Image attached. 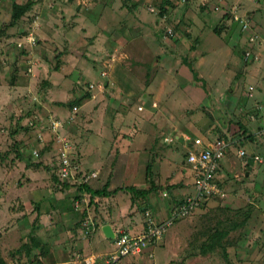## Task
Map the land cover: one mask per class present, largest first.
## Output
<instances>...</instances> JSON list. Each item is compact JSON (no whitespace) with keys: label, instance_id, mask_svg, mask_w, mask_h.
<instances>
[{"label":"crops","instance_id":"1","mask_svg":"<svg viewBox=\"0 0 264 264\" xmlns=\"http://www.w3.org/2000/svg\"><path fill=\"white\" fill-rule=\"evenodd\" d=\"M92 1L82 0L84 5L81 10L88 14L87 23L93 29L90 32H96L92 40L93 44L89 47L95 53L89 56L99 65L100 69L95 64L93 69L96 72L100 70L102 80L96 85L92 83L91 88L87 87V91L85 90L88 93L87 97L82 98L83 92L71 93L76 94L73 98L78 96L83 99L80 103L83 102L85 107L93 100L101 101L105 96H109L116 102H114L115 111L107 112L110 110L109 104L106 106L108 110L104 108L102 115H98L93 122L89 116L94 111H98V105H94L93 110L87 108L83 122L89 127L95 123L94 128H87L92 134V142L89 141V136L84 140L83 137L78 140L73 134L69 137L78 140V146H80L78 167L80 173L82 172L81 175L90 176L89 185L92 188L106 185L107 190L116 189V192L108 196L90 197L87 192H82L76 186L70 185L75 188H61L65 192H54L53 199L51 193L46 194L47 196L41 195L36 205L37 215H9V217L7 215L5 217L7 220H4L6 223L4 222L3 226L0 224V248L4 245L1 251L8 254L14 253L16 247L31 240L28 239L31 236L35 243L30 247L31 255L28 254V256L31 261L33 260V264H86L85 259L91 254H107L114 249L113 239L107 238L102 231L104 225L111 227L114 236L119 231L137 234L143 229V219L139 223V220L134 217L137 213L141 217L153 215L157 220L168 217L178 202L193 194V174L185 160L186 153L200 148L192 144L194 138L200 137L206 142L219 136L216 134L218 129L215 123L221 120V108H227L233 104V108L244 109L243 103L251 102L254 104L255 113H249L248 117L255 120V114L258 112V118L260 112L261 120L264 122V75L259 76L262 68L259 67L258 61H261V58L256 54L264 46V0L233 1L232 5H239L238 14L242 12L239 16L249 22L248 29H242L238 22L237 39L232 38L231 35L222 34L225 27L221 28L219 34L213 31L216 26L214 24L223 13L213 9L216 6L220 9L224 7L223 11L227 12L229 6L226 0H210V4L205 9L201 6L196 7L199 6V0H188V5L182 9H179L180 4L177 2L174 5L170 0L163 1L167 11L160 15L166 14L175 22L173 33L170 35L164 33L162 37L160 31L155 29L162 28L167 20L163 22L159 16L160 19L154 22L152 28L158 38L162 39L163 46L159 45L157 38L155 41L143 31L140 22H134L138 27L133 28L130 25L133 21V18L132 21L130 19L131 11L139 4L138 0H130L127 4H123V7L127 8L125 11L123 7L122 10H116L118 19L114 23L121 27V31L116 32L115 37L112 36L111 40L114 42L109 44L110 37L106 30L113 25L102 20L109 16L107 8H114L115 1L112 0L110 3L111 0L109 2L100 0L101 3L97 6L101 9L95 16L91 15ZM104 5L106 9L103 8ZM120 13L126 14L120 16ZM111 14L114 20V11ZM220 20V24L223 22L227 24L224 18ZM181 25L184 26L180 29ZM85 30L86 36H89V28ZM133 31L137 33L132 34ZM192 32L198 35L192 37ZM245 33L248 35L247 39L243 38ZM174 35L177 37L171 38ZM251 36H254L253 41H250ZM132 48L139 54L133 53ZM236 51L242 56V62L255 63L230 69L229 62ZM247 51L251 53L248 58L245 55ZM209 52L214 61L200 73L206 84L202 87L190 74L188 59L195 68L198 62L206 59L205 56ZM221 55H223V64L218 69L217 60ZM134 60L139 64L154 67L143 82L133 70L135 65L132 61ZM102 72H104L103 75ZM251 73L254 74L251 75ZM33 77L30 81H34ZM241 81L247 84L243 85ZM210 82H213V86ZM119 84L123 85V89L118 87ZM16 85L18 82H14L9 87ZM54 87L53 84L48 88L47 100L44 98L40 100L34 94L41 106H48L46 103L50 101L49 97L52 96ZM131 91L135 93L131 94ZM131 98H134V103L127 105L126 101ZM138 106L142 109L138 110ZM230 106L229 110L233 111ZM79 108L81 109V105ZM124 113L129 115L124 116ZM245 117L247 118V115ZM226 121L224 129L221 130L224 133L226 129L235 130L233 122L229 119ZM237 124L240 126L239 122ZM261 124L259 126H262ZM263 129L264 127L262 132ZM209 135L213 137L210 138ZM255 136L251 133L250 138L246 139L248 151L238 148L235 152L232 147H237L239 142L237 144L236 140L231 141L232 145L219 161L216 182L220 183L227 193L224 199L219 201L208 198L203 201L193 213L175 222L157 245L149 246L138 257H131L130 260H127L129 257L121 259L120 263H165L167 257L165 254L168 249L169 252H177L181 264H213L214 261H218L217 258L214 260L213 251L220 249L223 253H229L223 257V262L226 261V264H264V260L258 256V250L254 249L252 242H248L250 236L253 233L256 235L260 230L257 227L258 222L261 221V215H264L261 209L264 202V157L257 151L260 147L256 145L260 143L264 149V143L257 138V135ZM165 137L170 138L171 141L163 142L162 138ZM103 146L106 148L104 156L98 155L96 149H101ZM180 148L186 149L182 155L179 154ZM240 150L245 151L242 157L239 156ZM234 155L240 159L239 164L234 160ZM164 170L166 174H163ZM241 172L245 179L238 185L237 180ZM27 178L25 176V181ZM50 179H52L51 176L48 180ZM53 181L55 187L59 188V180L53 179ZM152 184L158 189L161 188L148 195L128 190V188H134L137 191H143L152 187ZM74 189L78 196L83 197L82 202L89 197L88 203L75 208L69 204L66 198ZM122 195L125 201L122 200ZM74 198L80 199V197ZM83 207L88 214L84 216L83 222L90 220L94 229L87 236L82 233L83 222L79 223L82 214L77 212L78 208L83 212ZM222 212L230 215L229 218H225L236 227L232 232L237 233L236 236L243 238L244 242L238 240L239 238H227L229 234L232 236L230 230L220 233L219 230L211 229L217 227V215ZM248 215H255V217L249 220V225L246 230H243L242 226L248 221ZM204 229L207 232L204 233ZM216 234L221 235L224 241L215 238ZM207 235L210 237L206 238ZM256 237L260 238L259 235ZM22 239L24 241L21 242ZM7 245L10 246L6 247ZM8 254L5 259L13 264L12 256ZM17 256L16 254L14 257ZM22 260H27L25 252H23Z\"/></svg>","mask_w":264,"mask_h":264},{"label":"rangeland","instance_id":"2","mask_svg":"<svg viewBox=\"0 0 264 264\" xmlns=\"http://www.w3.org/2000/svg\"><path fill=\"white\" fill-rule=\"evenodd\" d=\"M101 1L109 2L110 0ZM101 1H92L93 4L90 7V10L92 9V16H95L96 13L100 11L101 7L97 5L101 3ZM114 1L115 7L107 8L109 16H107L106 19L102 20V22L105 21L113 25L106 30L107 35L110 37L109 44H112L114 42L111 39L116 36V32L118 33L121 31V27L117 26V24L114 23L115 20L118 19V14L116 10H122V7L124 6L123 4H127L128 2H130V0ZM138 1L139 4L131 11V18L130 15H128L131 21L133 18V21L130 25H132L133 28L138 27L134 22H140L143 31L153 37L155 41H157L158 39L159 45H162V39L158 38V35L155 30L158 32L160 31L159 33L162 37L164 33L170 35L167 32L168 28H172L173 31L175 28L174 19H170L169 17H167L166 14H163L162 16L160 15V13H165L167 11V8L163 4V1L169 0ZM170 1H172L174 5H176L175 2L180 4L179 9H182V7L185 8V6L189 3L188 0ZM226 1L228 4L227 6H229L227 7V12L223 11L224 7H221V9H213L220 10L223 12L221 14L222 17L219 18L218 21H216L214 26H222V28L225 27L222 34L226 36L231 35L232 38L237 39L236 34H238V31L236 29L239 26V23L234 21L233 19H230L232 17L230 16L231 13L229 12L232 6L236 5H232L235 0ZM14 2L18 3L19 5H23L25 7V12L21 16H19L16 24H14L13 26H6V24L12 19V3ZM110 3H112V0ZM209 4L210 0L207 2V4L205 3V5L201 2H198L199 6L196 7L201 6L205 9V7ZM83 5L84 4L82 0H0L1 226H3L4 222L7 220L5 219L7 215L8 217L9 215H37L36 205L37 203H39V198L41 195L51 193L53 199L54 192H65L64 190H61V188H75L70 186L73 184V182H85L83 175H81L82 172L80 173L78 167L80 146H78L77 141L81 137H83L84 140V138H87L89 136L88 139L90 142H92V134H90L87 128H94L95 123L91 124V127H89L88 124L85 125L83 122L84 113L87 112V108L93 110V106L98 105L97 110L99 112L94 111L89 116L94 122L98 115H102V111L104 108L108 110V108H106L107 105L110 104V110H108L107 112L115 111L114 107L116 102L114 100H111L109 96H105L104 99H101V101L99 99L93 100L87 105V107L84 106L83 102L78 105L75 104L72 107L65 104V102L73 100V96H76V94L73 95L71 92L76 91V93H82L87 89V87L92 85V83L96 85L97 82L102 80L100 76V70L96 72L93 69L95 65L98 69H100L99 65L94 63V60L89 56V54L94 55L95 53V51L90 50L89 47L93 44L92 40L96 36V32H90V30L93 29H91L89 23H87V21L89 20V18L87 17L88 14L83 13V11L81 10ZM106 5L103 6L104 9H106ZM241 5L243 6V4ZM123 8L124 11L127 10L126 7ZM113 11L114 20H112L113 18L111 14ZM241 13L242 12L240 11L239 15H241ZM125 14L126 13H120V16H124ZM224 15H229V19L227 20V17H224ZM159 16L161 17L163 22L167 20V23L162 28H157L154 30L152 27L154 26V22L160 19ZM223 18L225 21L227 20L226 25L225 22H223L222 24H220L219 22L221 21L220 19ZM183 26L184 25H181L180 29L183 28ZM85 28H89V36H86V34L84 33L86 31ZM25 32L26 34H24ZM134 33L137 32L133 31L132 34ZM211 34L214 35L212 32ZM196 35L198 34L192 32V37ZM176 37L177 35H174L171 38L175 39ZM243 38H248L247 33L243 35ZM20 43L21 45H19ZM18 49H23L22 53ZM132 51L133 53L135 52L136 55L139 54L138 51H136L134 48H132ZM237 53L238 52L236 51L232 54V59H230L229 62L230 69L234 67L238 68L239 65H250L255 63L251 61H243V63L242 56ZM256 54L261 58V61L259 60L258 64L260 65L259 67L262 68V71L259 73V76L262 77L264 75V46L259 49ZM222 56L223 55H221L220 59L217 60L218 69L223 64ZM22 57L24 58L23 60ZM205 58L206 59L204 61L198 62V65L195 68L192 67L193 63L191 64L190 60L188 59L190 74L194 78H196V83L199 85L201 84L202 87H204L206 84L202 76H200V73L206 70L208 66L214 61L210 52L207 56H205ZM132 62H134L135 65L133 67V70L138 74L142 82L145 81L146 76L149 72L153 70L154 67L151 68L150 65L147 66L144 64H139L135 60ZM115 63H118V61H115ZM29 65H31V67H28ZM30 71L32 75L29 74ZM103 74L104 72H102V75ZM252 74L254 73H251V75ZM32 77L35 78L34 81H30ZM14 80L15 82H18V85H16L15 87L11 86L10 88L9 84L11 81L13 82ZM241 83L243 85L247 84L244 81H241ZM53 84L55 85V87L52 90V96L49 97L50 101L46 103L48 106H41L39 104L40 102H37L36 97H39L38 99L40 100L41 98L47 100L46 97L49 95L47 90ZM210 85L213 86V82H210ZM118 87L120 89H123L122 84H119ZM89 91L90 90H88V92ZM134 93L135 92L131 91V94ZM34 94L36 95V97H34ZM133 99L134 98H131L130 100L126 101V104H133ZM251 100L253 101V99ZM243 104L244 109L233 108V104L231 106L229 105L233 108V111L229 110V106L227 108H221V120H218V123H215L214 121L215 127H217L218 129L216 130V134L219 135L217 137H222L224 139L229 137L230 139H232V141H235L236 138L242 137V132L239 130V126L237 124L239 122L240 125L242 124L247 129L244 134V137L252 133L254 136L257 135V138L264 143V129L262 132L264 122H262L261 120L260 112L259 117L257 118V112L255 114L256 119L253 120L248 116L250 115L249 113H255V111L253 110L254 104L251 102H244ZM79 105H81V109L79 108ZM74 106L76 107V110H73ZM126 115L128 116L129 114L124 113V116ZM245 115H247V118L245 117ZM131 116L133 115L131 114ZM228 119L233 122V129L235 130L230 131V129H226L224 133L221 129H224V126L227 122L226 120ZM260 123H262V126H259ZM230 127H232V125ZM54 131L56 132V134L64 136L62 138H66L70 141V149L65 152V156L72 166H77L78 170V174L74 181H64L62 178L57 176L58 179L61 180V182L59 183V188L55 187L54 181L52 179H50V181L48 180L51 174L55 173L54 161L57 158V155L54 156L53 154L54 151H52V144L56 142L58 147L60 145V139H54ZM261 132L262 136L260 135ZM71 134L76 136L78 140L76 138L71 139L69 137L71 136ZM202 134L204 135L203 132ZM209 136L210 138L213 137V135ZM186 138L190 139L189 137ZM246 139L248 138L245 137L241 139L239 144L237 142L238 146L236 145L237 147L234 146L232 147V149L235 152L238 148H243L248 151V140ZM162 141L165 143H169L171 140L170 138L165 137L162 138ZM75 142H77L76 147ZM256 145L260 147V149H258L257 151L261 154V156L264 157V149L261 147L260 143ZM185 150V148H180L179 154L182 155ZM105 151L106 148L104 146L103 148L101 147V149H96L98 155L102 156H104ZM35 153L38 154L37 157H34ZM233 157L238 164L241 162L240 159L237 158L235 155ZM80 163L82 164V161ZM93 174H91V176H93ZM163 174H166V170L163 171ZM25 176L29 178H27L26 181ZM244 179L245 177L243 176V173H239V178L237 180L238 185L243 183ZM24 182L25 184L23 185ZM74 197H80V199L75 200ZM82 198V196L77 195V192L74 189L72 192H69L66 201L69 204H72L75 208L80 205L83 206L85 203H88L89 197L87 199L85 198L84 202H82L84 200ZM121 198L123 201H125L123 195L121 196ZM216 200L220 201V199ZM82 209H84L83 212H81L79 208L77 209V212H80L79 214L88 215L85 207H83ZM261 209L264 212V202L262 204ZM220 215H222L223 218ZM220 215H217V227L211 229H213V231L219 230L220 233H223L224 230H230L232 236H230L229 234V237L227 238H239L240 236H236L237 233L232 232V230H234L236 227L233 226V223L229 222L225 218H229L230 215H225L224 212H222ZM134 217L139 220V223L141 222L142 217L139 213L134 215ZM254 217L255 215H248V221H246L242 226L243 230H246V227L250 223L249 220L253 219ZM236 223H238V221H236ZM81 226H83V224ZM172 226L173 225L169 226L167 230ZM257 227H259L260 230L256 233V235H254L253 233L248 239V242H252L254 249L258 250L257 253L259 254V258L264 260V215H261V221L258 222ZM200 228L203 229L202 227ZM93 231L94 229L91 228L90 232L92 233ZM203 232H207L206 229H204ZM82 233L87 236V233L84 228H82ZM257 235H259L260 238H257ZM208 237L210 236L207 235L206 238ZM169 238H171L170 235ZM215 238H218L220 241H224V239L221 238V235L219 234H216ZM238 240L243 241V238H239ZM8 246L10 245H7L6 247ZM2 247H4V245L1 246V249ZM112 251L108 253H111ZM2 252L3 256L6 258L8 253L4 251ZM10 254L11 253H9L8 255ZM78 254L80 255L79 257L82 258L81 254ZM96 254L93 253L91 255ZM228 254V252L223 253L220 249H218L214 253V260L217 258L218 261H214L213 264H226V261L223 262V257L227 256ZM165 255L167 256L166 261L165 263L162 262L161 264H181V259L177 257V252H169L167 249ZM128 259L130 260L131 257L127 258V260ZM120 261H118L119 263L117 262L115 264H121ZM19 264H33V261H24V263Z\"/></svg>","mask_w":264,"mask_h":264},{"label":"built area","instance_id":"3","mask_svg":"<svg viewBox=\"0 0 264 264\" xmlns=\"http://www.w3.org/2000/svg\"><path fill=\"white\" fill-rule=\"evenodd\" d=\"M199 1L203 4L208 2V0ZM215 9H218V6H216ZM229 12L231 13L232 19L241 24L242 29L249 28V22L247 19L242 18L238 14V5L232 6ZM167 32L172 34L173 29L168 28ZM253 40L254 36H251L250 41ZM19 45H21V43ZM245 55L250 57V51L245 52ZM138 109H141V107H138ZM73 110H76L75 106L73 107ZM62 137L64 136H60L55 132V139H60L59 147L56 142V146L54 147V155H57L55 161L57 173L64 181H74L78 174L77 166H72L66 158L65 152L70 149V141ZM232 143L233 142L222 137H215L212 141L206 142L200 137L194 138L192 140V144L200 146V148L198 150H189L185 157V160L189 164L193 174V194L184 198L183 202L171 210L170 215L165 219H150L146 229H144L141 233L131 235L121 233L118 237H116L114 241V249L111 253L91 255L85 259L86 264H114L124 257L140 255L144 252V249L150 245V243L155 244L159 242L169 226L173 225L180 218L189 215L197 207H199L203 201L208 198H224L226 196V192L217 184L216 172L219 161L225 155ZM244 155L245 151L240 150L239 156L242 157ZM37 156L38 154L35 153L34 157ZM254 159L258 160L257 157H254ZM83 178L86 181L84 176ZM83 228L86 233H89L90 229L93 227L88 220H85Z\"/></svg>","mask_w":264,"mask_h":264},{"label":"trees","instance_id":"4","mask_svg":"<svg viewBox=\"0 0 264 264\" xmlns=\"http://www.w3.org/2000/svg\"><path fill=\"white\" fill-rule=\"evenodd\" d=\"M12 8H13V14H12V19L6 24V26H13L14 24H16V22H17V20H18V18H19V16H21L25 11V7L23 6V5H19L18 3H12ZM231 16V15H230ZM224 17H228L229 18V15H224ZM221 28H222V26H220V27H218V26H215L214 28H213V31L216 33V34H219L220 33V30H221ZM24 34H26V32L24 33ZM23 48V47H22ZM18 50H20L21 51V53H22V51H23V49H18ZM247 57V56H246ZM248 58V57H247ZM24 58L22 57V60H23ZM95 67V66H94ZM93 67V68H94ZM14 82H15V80L12 82H10V84H9V86L10 85H12V84H14ZM90 89V88H89ZM86 91H87V89H86ZM88 96V93L87 92H83V97L82 98H84V97H87ZM73 100H69L68 102H65V104L66 105H69L70 107H72L73 105H75V104H80V102L83 100V99H81L80 97H75V98H72ZM239 130L242 132V137H239V138H236L235 140H236V142H240V140L241 139H243V138H250V134L249 135H247V136H245L244 137V134H245V132H246V128L241 124L240 126H239ZM225 139H227V140H231L232 141V139H230L229 137H227V138H225ZM54 163H55V161H54ZM47 165V164H46ZM57 166L55 165V173H53V174H51V178H52V180L53 179H57V180H59V182H61V180L60 179H58V177L56 176V174H58L57 172ZM85 178H86V181L84 182V183H77V182H73V184L72 185H74V186H76V188L77 189H80L82 192H87L89 195H90V197L91 196H95V195H98V196H108V195H110L111 193H114V192H116V189L115 190H107V186L106 185H103V186H101V187H97V188H92L90 185H89V183H88V179H89V175H86V174H84L83 175ZM57 177V178H56ZM217 184L219 185V187L221 188V189H223L222 187H221V184L220 183H218L217 182ZM161 188V187H160ZM159 188V189H160ZM157 189V190H156ZM158 189V187L156 186V185H154V184H152V187L150 186V188L149 189H145V190H143V191H137V190H135L134 188H128V190H130V191H133V192H138V193H140V194H142V195H144V194H146V195H148L149 193H155L156 191H158L159 190ZM226 192V191H225ZM227 194V193H226ZM226 197V196H225ZM224 197V198H225ZM224 198H221L220 200H222V199H224ZM184 200V199H183ZM183 200H181V202H183ZM181 202H178L177 203V205H179ZM177 205H175L174 207H173V209L177 206ZM85 215H83L82 214V218L80 219V221H79V223H82L83 222V219L85 218L84 217ZM142 219H143V229H142V231L144 230V229H146V227H147V225H148V222H149V220L150 219H154V220H156V218H154V216L153 215H142ZM90 221V220H89ZM177 222V221H176ZM6 223V222H5ZM141 231V232H142ZM140 232V233H141ZM166 232H167V230L165 231V233L163 234V236L166 234ZM121 233H125V234H128V235H131L132 233H129V232H126V231H119L112 239H113V242L115 241V239H116V237H118ZM91 234V232H89V233H87V235H90ZM138 234V233H137ZM163 238V237H162ZM28 239H31V240H28V241H25V242H23L18 248L16 247V249H15V251H14V253H11V255L10 256H12V263L13 264H19V263H24V261L25 260H22V256H23V252H25V255L27 256V260H26V262H29V261H31V258L29 259V256H28V254H30L31 255V250H30V247L32 246V244H34L35 243V240H34V243H33V240H32V238H31V236L28 238ZM22 241H24L23 239L21 240V242ZM160 241V240H159ZM158 243V242H157ZM157 243H155V244H157ZM154 243H150V245L149 246H151V245H153ZM148 246V247H149ZM148 247L144 250V251H146L147 249H148ZM215 250V249H214ZM215 253V251H213V254ZM18 255L17 257H14L15 255ZM142 254V253H141ZM140 254V255H141ZM140 255H135V256H132L133 258L134 257H138V256H140ZM33 261V260H32ZM31 261V262H32ZM0 264H10L9 262H8V260H6L5 259V257L3 256V254H2V251H1V248H0Z\"/></svg>","mask_w":264,"mask_h":264},{"label":"water","instance_id":"5","mask_svg":"<svg viewBox=\"0 0 264 264\" xmlns=\"http://www.w3.org/2000/svg\"><path fill=\"white\" fill-rule=\"evenodd\" d=\"M102 231L107 238H113L114 237V233H113V231L109 225H104L102 227Z\"/></svg>","mask_w":264,"mask_h":264},{"label":"clouds","instance_id":"6","mask_svg":"<svg viewBox=\"0 0 264 264\" xmlns=\"http://www.w3.org/2000/svg\"><path fill=\"white\" fill-rule=\"evenodd\" d=\"M28 67H31V65H29ZM29 74H31V71H30ZM91 87H92V86L90 85V88H91ZM141 109H142V107H141ZM141 109H140V110H141ZM31 124H32V123H31ZM54 139H55V137H54ZM55 146H56V143L54 142V143L52 144V151H54V147H55ZM53 154H54V153H53ZM54 156H55V155H54ZM55 161H56V160H55ZM54 164H55V163H54ZM55 165H56V164H55ZM56 172H57V171H56ZM56 176H58V174H56ZM199 206H200V205H199ZM197 208H198V207H197ZM197 208H196V209H197ZM193 212H194V211H193ZM193 212H191V213H193ZM191 213H190V214H191ZM190 214H189V215H190ZM187 216H188V215H187ZM187 216H185V217H187ZM185 217H183V218H185ZM183 218H180L179 220H181V219H183ZM179 220H177V221H179ZM83 223H84V222H83ZM82 228H83V226H82Z\"/></svg>","mask_w":264,"mask_h":264},{"label":"bare ground","instance_id":"7","mask_svg":"<svg viewBox=\"0 0 264 264\" xmlns=\"http://www.w3.org/2000/svg\"><path fill=\"white\" fill-rule=\"evenodd\" d=\"M145 250V249H144ZM124 259V258H123ZM122 262V261H121ZM119 263V262H118ZM115 264V263H114Z\"/></svg>","mask_w":264,"mask_h":264}]
</instances>
